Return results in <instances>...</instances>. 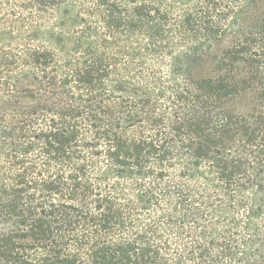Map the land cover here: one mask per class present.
Instances as JSON below:
<instances>
[{"label":"trees","instance_id":"obj_1","mask_svg":"<svg viewBox=\"0 0 264 264\" xmlns=\"http://www.w3.org/2000/svg\"><path fill=\"white\" fill-rule=\"evenodd\" d=\"M0 264H264V0H0Z\"/></svg>","mask_w":264,"mask_h":264}]
</instances>
